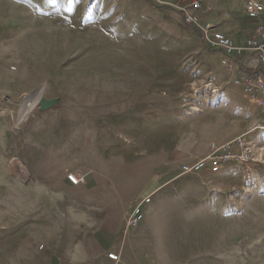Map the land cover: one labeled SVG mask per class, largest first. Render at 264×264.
Instances as JSON below:
<instances>
[{
  "label": "rangeland",
  "instance_id": "1",
  "mask_svg": "<svg viewBox=\"0 0 264 264\" xmlns=\"http://www.w3.org/2000/svg\"><path fill=\"white\" fill-rule=\"evenodd\" d=\"M78 1L0 0V176L29 175L31 154L94 159L103 147L152 176L166 169L165 198L143 206L166 210V264H264V163L181 169L213 142L264 138L249 134L264 114L242 81L257 66L211 47L180 13L176 29ZM248 1L202 0L203 23L255 21ZM41 96L59 101L43 109Z\"/></svg>",
  "mask_w": 264,
  "mask_h": 264
},
{
  "label": "crops",
  "instance_id": "2",
  "mask_svg": "<svg viewBox=\"0 0 264 264\" xmlns=\"http://www.w3.org/2000/svg\"><path fill=\"white\" fill-rule=\"evenodd\" d=\"M80 1L89 6V11L97 9L101 13L103 4L110 3L113 11L121 14L132 12L149 21L159 16L182 29L177 10L173 16L150 0ZM221 29L240 45L258 33V23L240 22L236 27ZM240 60L257 66L255 70L259 68L253 56ZM105 150L95 148L94 159L53 152L52 160L40 161L39 154H31L32 158L24 157L29 175L0 176V264H166L161 257L166 254L161 244L170 242L165 243L166 220L161 217L165 209L155 203L147 206L139 227L125 228L128 216L144 197L157 194L159 203L165 198L166 169L158 170L155 177L149 164L145 169L134 159L108 158ZM68 172L84 180L72 184ZM109 252L119 253L120 259L112 260Z\"/></svg>",
  "mask_w": 264,
  "mask_h": 264
},
{
  "label": "built area",
  "instance_id": "3",
  "mask_svg": "<svg viewBox=\"0 0 264 264\" xmlns=\"http://www.w3.org/2000/svg\"><path fill=\"white\" fill-rule=\"evenodd\" d=\"M158 4L169 5L176 9L182 16L184 22L194 27L202 34L204 40L211 45L223 49L228 55H234L241 59L246 55L253 56L259 62V68L255 71L247 72L243 75L244 89L253 96L259 97L258 103L264 114V4L255 0L248 1L249 16L259 22L258 33L249 36L243 44H236L233 39L224 32L216 29V26L202 20L203 2L202 0H174L173 2H163L153 0ZM260 133V135H259ZM264 133V118L256 124L249 134L262 136ZM210 152L203 158L191 163H184L181 167L183 173H195L203 169H208L211 173H219L224 166L232 162H239L242 167H248L253 163H264V138L255 140L250 136H240L233 140L216 144H210ZM72 184H78L84 180L83 177L71 172L67 174ZM152 196H146L139 202L126 220L125 228L137 227L144 219L143 205L151 201ZM109 258L118 261L119 253L109 252Z\"/></svg>",
  "mask_w": 264,
  "mask_h": 264
},
{
  "label": "water",
  "instance_id": "4",
  "mask_svg": "<svg viewBox=\"0 0 264 264\" xmlns=\"http://www.w3.org/2000/svg\"><path fill=\"white\" fill-rule=\"evenodd\" d=\"M59 99L58 98H46V97H42L39 100V104L42 106L43 109H49L51 107H53L54 105H56L58 103Z\"/></svg>",
  "mask_w": 264,
  "mask_h": 264
},
{
  "label": "bare ground",
  "instance_id": "5",
  "mask_svg": "<svg viewBox=\"0 0 264 264\" xmlns=\"http://www.w3.org/2000/svg\"><path fill=\"white\" fill-rule=\"evenodd\" d=\"M39 90H40V89H39ZM39 92H40V91H39ZM34 93H35V92H34ZM42 93H43V92H42ZM42 93H39V94H42ZM39 94H38V96H40ZM34 95H36V94H33V96H34ZM36 96H37V95H36ZM34 97H35V96H34ZM42 97H43V96H41V97L38 99V101H39ZM38 101H37V103H38ZM22 111H23V110H22ZM26 114L28 115V112H27V111H26V112H23V117H22V119H25V118H26V117H25V116H27Z\"/></svg>",
  "mask_w": 264,
  "mask_h": 264
}]
</instances>
